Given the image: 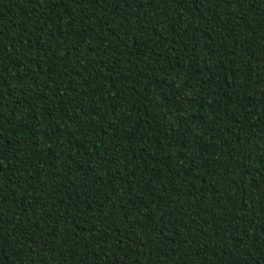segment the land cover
<instances>
[{"label":"trees","instance_id":"1","mask_svg":"<svg viewBox=\"0 0 264 264\" xmlns=\"http://www.w3.org/2000/svg\"><path fill=\"white\" fill-rule=\"evenodd\" d=\"M0 264H264V0H0Z\"/></svg>","mask_w":264,"mask_h":264}]
</instances>
